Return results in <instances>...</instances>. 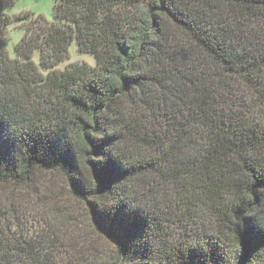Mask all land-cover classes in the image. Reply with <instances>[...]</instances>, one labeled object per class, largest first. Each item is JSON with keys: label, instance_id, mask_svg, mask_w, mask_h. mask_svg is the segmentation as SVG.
Listing matches in <instances>:
<instances>
[{"label": "trees", "instance_id": "16d2710c", "mask_svg": "<svg viewBox=\"0 0 264 264\" xmlns=\"http://www.w3.org/2000/svg\"><path fill=\"white\" fill-rule=\"evenodd\" d=\"M5 6L0 264H264V0Z\"/></svg>", "mask_w": 264, "mask_h": 264}, {"label": "rangeland", "instance_id": "374dc122", "mask_svg": "<svg viewBox=\"0 0 264 264\" xmlns=\"http://www.w3.org/2000/svg\"><path fill=\"white\" fill-rule=\"evenodd\" d=\"M2 2L6 3L5 6V13L14 16V15H20L22 13H28L30 15L32 14H40L45 17L47 20H51L53 17V5H54V0H2ZM10 4V5H9ZM22 25H16V24H11L6 33L5 37V46L6 49L9 53L10 56L13 54V46L17 43L19 40V37L22 35L21 27ZM70 57L69 60L61 63L58 65L56 68L57 69H63L68 63L71 62H81V61H86L90 64H94V60L91 56H84V55H78L77 51L75 49V46L72 44L70 46ZM63 200L65 201L66 205L70 208L73 207L75 209V212L78 213L79 209L76 207V202L72 200L71 198L67 197L64 198ZM87 236L91 235L89 233H86ZM94 241L98 243V248L102 252H108L109 248L106 245H103L104 241L97 236L96 234H92ZM105 244V243H104Z\"/></svg>", "mask_w": 264, "mask_h": 264}]
</instances>
